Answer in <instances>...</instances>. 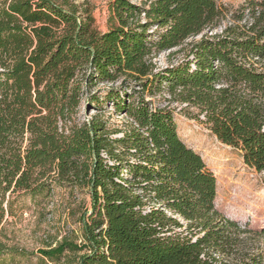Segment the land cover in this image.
Masks as SVG:
<instances>
[{
  "label": "trees",
  "instance_id": "1",
  "mask_svg": "<svg viewBox=\"0 0 264 264\" xmlns=\"http://www.w3.org/2000/svg\"><path fill=\"white\" fill-rule=\"evenodd\" d=\"M109 9L100 31L75 0H0V225L15 195L87 188L93 209L82 215L80 242L64 236L40 248L46 264H227L208 249L241 244L232 233L240 225L216 207L214 173L181 138L171 109L123 87L153 94L167 81L264 172V0H245L233 14L239 22L214 36L203 33L226 15L218 0H111ZM199 34L192 58L156 70L155 54ZM106 82L104 93L95 89ZM106 103L131 118L122 136H111ZM175 215L201 233L181 236ZM10 253L25 254L0 239V264Z\"/></svg>",
  "mask_w": 264,
  "mask_h": 264
},
{
  "label": "rangeland",
  "instance_id": "2",
  "mask_svg": "<svg viewBox=\"0 0 264 264\" xmlns=\"http://www.w3.org/2000/svg\"><path fill=\"white\" fill-rule=\"evenodd\" d=\"M89 8L94 16V25L100 31L109 28L111 0H75ZM136 4L146 6L152 0H132ZM245 0H218L222 7H227L226 15L219 21L215 28H207L203 34L214 36L220 34L230 24L239 21L233 18L237 8ZM141 19L145 20L144 14ZM158 29L152 26L149 32L155 38ZM153 32V33H152ZM201 38V35L188 38L181 46L162 50L154 55L153 62L157 71H163L167 67L178 65L188 58V49L192 42ZM150 40V39H149ZM191 64H194L191 63ZM258 66L264 69V60ZM121 80L114 86L121 87ZM134 84V83H133ZM134 88L123 87L131 92L136 90V96L143 94L154 107L171 109L177 125V131L181 138L204 158L207 167L216 177V207L227 217L239 223L240 232L233 230L242 240L241 244L234 248L228 247L225 251H216L214 247L208 250L216 258L227 264H240L250 254L262 253L264 255V172L245 163L243 153L239 148L226 144L210 129L205 122V117L198 106L180 101L172 95L167 88V81L160 85V89L151 94L149 90H143L141 85H133ZM111 83L98 85L104 93ZM104 114L109 116V126L113 132L112 137L122 136L128 120L131 118L125 113H117L112 104L104 105ZM94 110L91 114H94ZM82 114V117H85ZM13 209L6 213L0 225V239L11 247L17 246L24 250L25 254H11L5 256V264H46L40 248L48 244L55 245L64 236L76 238L79 242L82 238L81 219L92 212V197L87 188L68 187L54 185L52 189L43 195L32 197L29 194L14 196ZM147 203L145 209L151 208ZM181 226L174 227L181 236L196 237L201 233L200 228L190 223L179 215H175ZM216 251V252H215ZM53 264V263H49ZM264 264V258L263 263Z\"/></svg>",
  "mask_w": 264,
  "mask_h": 264
}]
</instances>
